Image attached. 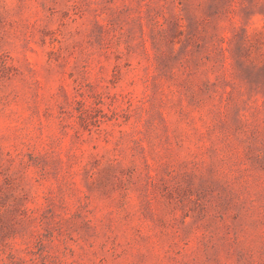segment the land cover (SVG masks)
Masks as SVG:
<instances>
[{"label": "rangeland", "instance_id": "obj_1", "mask_svg": "<svg viewBox=\"0 0 264 264\" xmlns=\"http://www.w3.org/2000/svg\"><path fill=\"white\" fill-rule=\"evenodd\" d=\"M0 264H264V0H0Z\"/></svg>", "mask_w": 264, "mask_h": 264}]
</instances>
